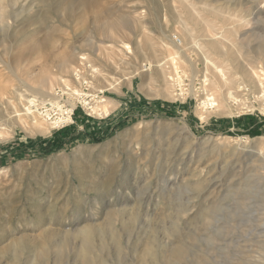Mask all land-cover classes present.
Segmentation results:
<instances>
[{
  "label": "rangeland",
  "instance_id": "374dc122",
  "mask_svg": "<svg viewBox=\"0 0 264 264\" xmlns=\"http://www.w3.org/2000/svg\"><path fill=\"white\" fill-rule=\"evenodd\" d=\"M185 1L0 0V241L39 242L54 229L46 245L66 236L67 249H50L47 264H87L75 248L83 235L74 232L97 226L109 240L117 232L121 248L108 241L88 264H264V163L250 151L205 144L225 137L264 144V113L255 103L254 111L202 123L201 91L189 92L201 87V73L193 83L186 79L184 92L176 86L169 93L157 67L171 39L187 34L186 20L199 40L214 19L219 32L236 28L237 44L246 40L242 53L253 57L250 49L264 46V0ZM178 7L188 9L182 14ZM252 34L258 40H248ZM185 43L184 54L202 70L194 44ZM32 44L35 51H27ZM18 51L25 53L15 70ZM91 68L99 73L92 76ZM49 78L58 94L68 83L82 98L73 108L64 95V115L73 112V121L41 137L23 109L31 98L24 85L39 87ZM48 110L54 119L61 114L52 105ZM33 116L45 124L44 115ZM65 130L55 149L53 136ZM148 243L152 252L143 256ZM28 248L0 253V264H33ZM175 248L180 258L171 257Z\"/></svg>",
  "mask_w": 264,
  "mask_h": 264
},
{
  "label": "bare ground",
  "instance_id": "6f19581e",
  "mask_svg": "<svg viewBox=\"0 0 264 264\" xmlns=\"http://www.w3.org/2000/svg\"><path fill=\"white\" fill-rule=\"evenodd\" d=\"M184 2H186V1L184 0ZM188 4L190 5V3H188ZM191 4H193V3H191ZM207 6H206V8H207ZM190 7H191L190 11L192 12V10H191L192 5H190ZM188 8H186V9H188ZM204 8H205V6H204ZM212 8L213 9H210L208 7V9H210V10L208 11L206 9V11L214 14L217 10L216 11L214 10L215 7H212ZM178 9H179V7H178ZM182 9H184V8H182ZM182 9L181 10L179 9L178 12L180 13V11H181V13L183 14V12L186 9H184V11ZM202 9H203V7H202ZM194 10H196V8ZM197 10H198V8H197ZM198 11H200V9ZM218 13L222 14L220 11ZM201 14H204V13H202V11H201ZM258 15H260V14H258ZM194 16H196V14ZM208 16L206 18H208ZM215 16H218V15L216 14ZM184 18H185V16H184ZM189 18H191V17L189 16ZM200 18L202 21L201 16H200ZM240 18L241 17H239V19ZM197 19H199V16ZM241 19H243V18H241ZM204 20H206V19L204 18ZM215 20L216 19H214V21ZM247 20H246V24H247ZM190 21H192V20L190 19ZM212 21L206 22V24H205L206 29L203 27L204 28L203 38H201L199 35V37L201 38L199 40L198 38L195 37L194 29L191 28V26L195 27V25H193L194 23L192 22L193 24H191V26H190V24L186 20V23L185 22L184 23L186 24V27H187L186 28L187 34L185 36L181 37L182 39H178L177 37L175 38L177 40L171 39V44L166 45L167 51L169 52V55L167 56L166 60L163 58L165 60L164 63L159 60V62H162V63L161 64L159 63V65L157 66V67H159V70H160L159 74L161 75V77L163 79L165 87L168 89L169 93H173L171 91V89H173V91H174V88L176 86L180 87V91L184 92V90L182 88H183V84L185 83L186 79L190 77L191 83H193L195 81V78H196L195 76L197 74L201 73V77H202V82L200 84L201 87L199 89H197V91H196V89H194L193 85L191 84L192 88L189 92L191 95H194L195 93L201 91V98H203V101L201 102V105H199L200 107L197 110V115L199 117V120L202 123L203 122H209V121L216 122L221 118H225V117L231 118V117L238 116L240 114H244L247 111H254L256 109L255 103L259 104L260 111L262 113H264V46L257 45L254 48L250 49L251 52L255 53V55L253 57L252 56L251 57L245 56L242 53L243 48H241L240 45H243L242 43H244L246 40L242 38V40L240 41L242 43H240V45L237 44L238 42H236V39H235L236 35H237L236 28L229 29V30L224 29L225 31L223 30L222 32H219L216 30V28L218 26L214 27L215 24H213ZM217 21H219V20H217ZM217 21L215 23H217ZM239 21L240 20H238V22H237L238 24L241 22V21L240 22ZM243 21H244V19H243ZM200 23L202 24L203 22H200ZM218 23H217V25H219ZM246 24L244 23L243 25H246ZM120 27H121V25H120ZM181 34L182 33H180V35ZM255 36H257V35L252 34L249 37L250 39H248V40L252 41L253 39H257L258 37H255ZM259 38L264 39V34L260 35ZM150 39H151V37H150ZM148 41H150V40L148 39ZM176 42L179 44H177ZM185 42L186 43L188 42L189 45L191 42H192L191 44H194L193 46H194V48L197 49L200 61L204 64V68L202 70H200L197 67L196 62H194L189 56H187V54H184L187 50L183 45V43H185ZM186 43H185V45H186ZM121 44L125 50H127V51L130 50L128 44H126L125 42H121ZM36 46H37V44L33 45L32 48L28 49L27 51H30V50L35 51ZM158 47H161V46H158ZM188 49H190V48H188ZM191 49H193V48H191ZM21 50H25V49H21ZM245 50L246 49H244V51ZM247 50H249V49L247 48ZM154 52H156V51H154ZM24 53H23V51H21L18 54L13 56V62H14L13 67H15L14 68L15 70L16 69L18 70V67L21 63L20 60L23 58ZM181 55L185 56L184 61H183ZM240 60H242V61H240ZM168 65L170 66V70H169V67H167ZM183 65L185 67L184 70L181 69V68H183ZM151 67L149 69H151ZM90 71H91L92 76L97 75L99 73L98 69H95V68H91ZM188 71H190V74H191L190 76L188 75ZM63 81H66V80H63ZM85 83H86V81H85ZM24 87H26V89H24L25 91L24 90L23 91L28 93V97H31V98L30 99L24 98L25 94L23 95L20 93L17 96L21 97V99L22 98L26 99V101L28 103V107L23 108V109L25 110V114L27 116H29V119L31 120L32 128L35 131L39 132L41 137H46V136L51 135L52 130L55 129V127H60L62 124L69 123V121L72 120L70 113H73V112L70 111V112H67V116L64 115L65 111L63 110V107L65 105L64 104H63L64 106L61 105V101H62V99H64L63 98L64 95H68L69 99L67 102L70 104V106H73V108L75 107V100L78 101V99L82 98V93H80L79 90L74 89V87H72L68 83H66V85H64V87H63L64 94L63 95H60V93L58 94V92H56V89H54V81L50 78L46 82H43V84L40 85L39 87H32V86L27 85V84L24 85ZM0 90L4 91L5 88L1 87ZM15 90H17V89H15ZM183 92H182V94H183ZM173 98H174V96L172 97V99ZM83 101L85 102V104L90 105V102H86L85 100H83ZM38 103H41L42 106L45 105V103L51 104L53 107H57L58 109H61V114L57 115V117L54 119L51 117V115H52L51 112L49 110H46L47 116H45L46 117L45 118L43 116V114L41 113L42 109L40 110L39 105H37ZM46 109H48V107ZM89 109L92 110L91 111L92 113L97 114V107L96 106H92ZM8 111H9V109H8ZM18 112H20V111H18ZM18 112L15 111L13 113H15L16 117H19V119H21L20 118L21 114H19ZM34 113L35 114L37 113L38 115L40 114L42 117H44L45 124L42 123L44 120L42 122H39L38 119L33 116ZM55 113H57V111H55ZM54 116H55V114H54ZM0 117H2V115H0ZM11 117L16 118V117H13L12 115H11ZM19 122H20V120H19ZM7 123L8 122H6V124ZM179 131L187 133L190 135V133H188L186 131V128L180 129ZM181 134H177V135L180 136ZM0 138H3V132H2L1 126H0ZM178 140H180V139H178ZM260 141H261L260 138L250 140V139H243L242 137H238L235 139H233V138L230 139V138L225 137V138H218V139L209 138V140L206 141L205 144H208L210 142H212V143L214 142L216 145H218V147L220 146L223 148L230 149L233 152H239V153H244V152L250 151L251 153L252 152L255 153L258 156V159L260 158V160L264 163V144L261 143ZM188 148H190V147H188ZM185 152H188V154H189L190 151H188L186 149ZM96 227L90 226V227H86L82 230H78V231L74 232L75 234L83 235V239L78 244H75V248L77 250L78 255L82 256L83 259H86L87 264L89 262H91L90 256H92L91 254L93 253L94 249L96 250L99 248H104V246L107 244L108 241L112 240L116 244V246L118 248L117 250L120 251V248H121L119 246L120 242L118 241L120 236L117 232H110L109 236L111 239L109 240V239L105 238L106 234L102 233V235H100V231L98 230L99 231L98 232L96 230L98 228H96ZM55 232L56 231L54 229L53 230L49 229V231H47L46 233L43 234V237H41V240L39 242L38 241L33 242V241H31L25 237H18V238H14V239H9V238L3 239L2 241H0V244L5 243V245L0 249V253H3V252L5 253V252H8L9 249L10 250L12 249L16 254H18L19 250H20L19 248L23 249V252H25L24 250L28 248V245L32 244V246H31L32 248H28V251H26V252H28V255L30 257H32V263L33 264H47V262H48V256L47 255L50 252L49 251L50 249L53 250L54 248H56V250L58 249L57 250L58 252H62L67 247L66 236H64L61 240H58V242L53 243L51 246L46 245V242H48L47 239L53 237L55 235ZM67 235H69V234H67ZM99 235H100V238H99V240H97L96 236L99 237ZM151 252H152V244L148 243L145 246L142 255L147 256V255H150ZM181 253H182V251L179 248H175L171 253V257L172 258H180ZM82 257H80V258H82Z\"/></svg>",
  "mask_w": 264,
  "mask_h": 264
},
{
  "label": "trees",
  "instance_id": "16d2710c",
  "mask_svg": "<svg viewBox=\"0 0 264 264\" xmlns=\"http://www.w3.org/2000/svg\"><path fill=\"white\" fill-rule=\"evenodd\" d=\"M69 130H65V131H61V132H58V133H56L54 136H53V138H52V140H53V143L54 144H52V147H54L55 149H59L61 146H62V143H61V141L60 140H63L64 138H66L67 137V135H68V132ZM51 140V141H52ZM48 141H46V142H44V143H41V146L42 145H44V144H46ZM51 151V150H50ZM50 151H48V152H50Z\"/></svg>",
  "mask_w": 264,
  "mask_h": 264
},
{
  "label": "built area",
  "instance_id": "2783aa9c",
  "mask_svg": "<svg viewBox=\"0 0 264 264\" xmlns=\"http://www.w3.org/2000/svg\"><path fill=\"white\" fill-rule=\"evenodd\" d=\"M37 105H39V107H40V110H41V113L44 115V116H47L46 115V110H48V109H46L48 106H51L50 104H46L45 103V105H41V103H38ZM76 108V107H75ZM34 110V109H33ZM65 110L66 111H70L71 110V107H65ZM73 111H74V109H73Z\"/></svg>",
  "mask_w": 264,
  "mask_h": 264
}]
</instances>
